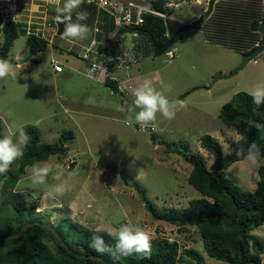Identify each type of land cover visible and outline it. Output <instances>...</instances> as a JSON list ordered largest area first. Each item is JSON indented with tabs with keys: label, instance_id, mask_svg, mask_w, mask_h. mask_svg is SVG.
I'll list each match as a JSON object with an SVG mask.
<instances>
[{
	"label": "rangeland",
	"instance_id": "1",
	"mask_svg": "<svg viewBox=\"0 0 264 264\" xmlns=\"http://www.w3.org/2000/svg\"><path fill=\"white\" fill-rule=\"evenodd\" d=\"M24 1L28 3L29 0ZM166 1L170 8L166 20L169 37L180 25L197 19L208 3V0ZM136 2L149 8L146 0ZM63 3L64 0H58V4L50 5L48 10L61 8ZM22 7L29 5L22 4ZM88 28L87 37L78 41H89L92 30L90 26ZM48 34H51L50 30ZM61 34L53 38L54 41L58 38V49L49 42L42 52L33 56L37 63L31 60L19 62L30 54L26 36L19 35L7 54L13 71L0 79L3 137L10 136L15 143L20 131L30 126L38 130L42 142L59 141L64 130H70L74 135L66 143L70 151L63 160L51 155L46 161L25 167L20 175L12 191L23 192L28 201L40 200L35 213L26 212L21 216L23 221L38 219L36 222H45L47 214L51 223L66 217L72 225L95 231L110 232L124 224L139 226L151 240L166 238L169 242H178L181 259L177 264H194V260L183 253L188 247L201 252L202 264H228L206 255L195 227L189 226L185 232H179L175 225L153 219L139 190L161 214L174 213L187 206L190 199L200 196L187 180L191 164L183 156L186 146L190 152L200 154L210 166L215 156L200 146L202 136H213L221 151L225 147L230 149L232 142L242 137L234 128L222 123L219 108L236 92L251 93L258 83H264V53L256 59L246 60L239 51L206 41L199 29L189 28L171 44L168 50L174 57L170 59L167 53L156 56L148 38L142 34L137 37L140 51L137 64L129 71H119L125 80H130L124 77L126 71L130 77H137L135 84L126 96H120L112 90V94L109 93L103 83L82 75L86 63L77 54L69 52L70 40L61 39ZM131 36L123 34L119 39L121 48L131 45ZM2 39L0 32V46ZM243 61L244 65L232 73ZM54 62L63 66L62 72L54 70ZM155 69L158 70L157 79ZM145 79L152 80L154 87L173 101L176 115L168 120L158 113L155 121L138 130L139 123L135 122L129 103L133 104V92ZM169 85L170 91L167 90ZM128 119L132 120L131 126L125 123ZM71 157L76 163L68 169L65 163ZM43 162L52 165V172L45 184L35 185L31 180V167ZM263 163L264 158L256 163L244 158L232 163L225 173L243 189L253 191L259 179L257 167ZM113 166L123 173L126 182L119 172L112 170ZM73 171L76 175L70 180L71 190L63 195L49 196L51 186L58 183L53 176L62 172L66 177ZM7 197L0 180V216L17 219L19 215L7 203ZM252 233L264 241V224ZM48 244L54 249L52 241Z\"/></svg>",
	"mask_w": 264,
	"mask_h": 264
},
{
	"label": "trees",
	"instance_id": "2",
	"mask_svg": "<svg viewBox=\"0 0 264 264\" xmlns=\"http://www.w3.org/2000/svg\"><path fill=\"white\" fill-rule=\"evenodd\" d=\"M146 2L149 9L170 14L168 1ZM77 11H86L88 13L86 21L92 24L95 7L86 6L83 2ZM50 12L53 13L52 19L56 18L58 32L62 33L64 24L57 20L60 14L57 10ZM142 16L143 22L137 26L140 35H145L151 46L165 43L169 36L166 28L168 18L164 19L153 12H143ZM73 20L75 21V15ZM25 25L22 20L4 23L0 29L3 38L0 59L8 60L7 54L13 41L19 35H25L31 54L30 60L38 62L33 56L42 52L49 40L34 34L27 35ZM188 25L187 29H199L206 41L239 51L249 59H256L264 53V0H208L207 7L197 19L190 24H182L172 29V35L177 32L173 42L182 37L183 31L180 29ZM119 31L122 34L130 32L127 28H121ZM97 36L100 38V34ZM104 84L115 88L111 81L105 80ZM218 116L223 124L234 128L242 137L232 142L231 155L225 156L219 142L213 136H202L200 146L215 156L210 166H207L200 154L190 152L186 146L183 156L191 164L187 180L199 192V197L190 199L187 206L174 210V213L161 214L155 211L144 192L139 190V193L153 219L175 225L179 232H185L189 226L195 227L208 257L228 264H264V241L252 233L255 228L264 224V163L257 167L259 179L253 191L243 189L225 173L232 163L245 158L246 150L252 143L258 145L261 158H264V127L258 129L253 126V122L264 125V105L257 107L250 93L238 91L221 105ZM24 131L30 139L27 146L22 149L23 157L15 161L6 174H0L3 192L8 196L7 203L19 215L17 219L0 216V236H9L7 239L0 238V264H177L181 256L178 255L179 246L176 241L169 242L166 238L151 240L150 258L135 255L114 259L113 255L97 252L90 247L92 237L98 235L114 249L115 240L109 236V232L89 230L78 224L72 225L66 217L62 221L51 223L46 214L44 218L47 221H40L54 229L58 234V240L52 230L36 222L38 219L29 220L33 223L18 236L13 237V234L27 222L23 221L21 216L26 212L35 213L40 206L39 198L28 201L23 192L12 191L20 175L25 171V167L34 162L46 161L51 155H57L58 159L62 157L63 160L70 151L66 143L74 138L70 130H64L59 141L42 142L34 126L27 127ZM2 137L0 118V139ZM239 149H244L245 152L238 154ZM75 163L76 160L71 157L65 164L71 169ZM112 170L119 172L124 182L127 181L117 167L113 166ZM49 241H52L54 249L48 244ZM60 241L66 243L72 252H68ZM183 253L193 259L194 264H202L203 256L199 250L188 247L184 248Z\"/></svg>",
	"mask_w": 264,
	"mask_h": 264
},
{
	"label": "clouds",
	"instance_id": "3",
	"mask_svg": "<svg viewBox=\"0 0 264 264\" xmlns=\"http://www.w3.org/2000/svg\"><path fill=\"white\" fill-rule=\"evenodd\" d=\"M132 1L137 3L136 0H132ZM38 2H40V1H38ZM83 2H84V0H64L63 7L55 9L60 14L57 16V20L60 23L64 24V30L61 34V39L74 40V39H85L87 37V35L89 33V28H88L87 24L81 23V22L86 21L88 19V13L86 11H77L78 9L81 8V5L83 4ZM54 4H58V1L53 3V4L47 5L45 8H48L50 5H54ZM85 5L91 6V5L86 4V3H85ZM41 9L43 10V7ZM146 9L149 10L147 12H153V13L163 17L164 19L168 18V15L165 13H160L158 11H154V10L149 9V8H146ZM23 12H26V10H23L22 13ZM74 12H75V21L73 20V13ZM95 15H96V11H95ZM95 15L93 18L92 27H93L94 20L96 17ZM47 16L52 18V15L51 16L47 15ZM26 18H27L26 16H21V19L23 22ZM1 23H2V20H1L0 24ZM0 27H2V26H0ZM52 27L55 29L58 28L57 24H54L50 27H45L46 37H43V38H46L49 40L47 32ZM184 30H187V29H184ZM92 32H93V29H92ZM116 33H114L113 35H111V33H109L108 36L111 38ZM118 33H120V32H118ZM103 36H102V42H103ZM120 38L121 37L118 35L115 42ZM168 38H169V36H168ZM87 44H85V45H87ZM111 45H109V46H111ZM109 46H107V47H109ZM101 47H102V44H101ZM169 48L170 47H168L163 52V54L167 53L168 58L171 59L174 57V55L170 50H168ZM135 51H136V53H138V59H139V57H140L139 39H138L137 46L135 47ZM80 53H81V50H80ZM80 53H79V57H80ZM138 59H137V61H138ZM58 64H60V63H58ZM136 64H137V62L133 66H135ZM133 66H129L127 68H130ZM13 67L14 66L8 60L0 59V79H4L7 76H9L13 71ZM122 69H126V68H122ZM62 70H63V67H62ZM115 70H118V69L112 70V73H111L112 76H113V72ZM85 73L88 77H90L87 74V66H86V72ZM91 78H93V77H91ZM93 79H96V78H93ZM96 80L102 81V82H105V80H108V81L113 82V84H115V82H116V81L110 80V79H105V80L96 79ZM125 81L128 84V80H125ZM109 89H110V91L111 90L113 91L114 88L112 89L109 87ZM167 90L168 91L171 90V85L168 86ZM128 92H129V90H128ZM128 92L126 94H117L115 92L114 93L117 95H120V96H126L128 94ZM133 95L135 97L133 104H134L135 109H137V111L135 112V122L139 123L138 125H144L146 128V125H148L150 122H153L156 120L158 113L168 120H172L175 118V115H176V112L174 110L175 105L169 101V99L167 98V96H165L163 94V92L158 91L154 87L152 80L145 79L143 81V83L140 84L134 90ZM250 95L252 96L253 103L257 107L264 105V83H258L255 86V88L251 91ZM123 110L124 109H121V111H123ZM125 123L128 126H131L132 120L128 119L125 121ZM253 126H255L258 129L264 127V125L256 124L255 122H253ZM29 139L30 138H29L28 134L23 130L20 131L19 137L15 143L13 142V139L8 135H5L2 139H0V174H6L9 170L10 166L15 161H17L18 159L23 157L24 153H23L22 149H23V147L27 146ZM222 152L225 156L231 155V151H230L229 147L223 148ZM244 152H245L244 149L238 150V154H243ZM260 158H261V151H260L258 145L256 143L250 144V146L246 150L245 160L248 162H251V163H256ZM51 172H52V165L49 164L48 162H43V163L33 165L31 167V170H30L32 183L35 185L45 184L47 182V178L49 177ZM75 175H76V173L74 171L66 177L63 175L62 172L55 174L53 176V179L55 181H57L58 183L51 186V192L48 193V195L51 196L52 194H55V195L59 196V195H63L67 191H70L71 190L70 180ZM108 234H109V236H111L115 240L114 249L109 247L105 243L102 236H98V235L92 237L90 247H92L93 250H95L97 252L109 253V254L113 255L114 259H120L121 257L128 258V257H133L135 255H142V256L150 258L151 239H150L149 234L146 231H144L141 227H139V226L131 227L127 224H124V225H121L118 229H114V230L110 231Z\"/></svg>",
	"mask_w": 264,
	"mask_h": 264
},
{
	"label": "built area",
	"instance_id": "4",
	"mask_svg": "<svg viewBox=\"0 0 264 264\" xmlns=\"http://www.w3.org/2000/svg\"><path fill=\"white\" fill-rule=\"evenodd\" d=\"M57 1L29 0L26 3L24 0H0V18L2 20L0 26L9 21L22 20L21 16H26L27 18L24 20L26 33L34 34L37 37H46L45 27L56 24V18L48 17L41 8ZM84 2L96 9V17L92 27L94 37L87 45L82 46L81 52L83 53H80V58L86 63L87 74L96 79L116 81L113 91L117 94H126L130 85L125 80H118L111 73L114 69L127 68L137 62L138 53H136L135 47L138 43L137 37L140 36L137 26L143 22V12L149 10L132 0H84ZM22 4H27L29 7L23 8ZM23 10L28 11V13L23 14ZM121 28L130 30L131 45L127 47L123 45L121 48V42L118 39L111 46L100 49L102 48L103 34L111 32L113 35L120 32ZM97 34H100V38L97 37ZM119 36L123 37V34L120 32ZM53 67L57 72L62 70L61 65L57 62L53 63ZM144 128V125H139L137 129Z\"/></svg>",
	"mask_w": 264,
	"mask_h": 264
},
{
	"label": "water",
	"instance_id": "5",
	"mask_svg": "<svg viewBox=\"0 0 264 264\" xmlns=\"http://www.w3.org/2000/svg\"><path fill=\"white\" fill-rule=\"evenodd\" d=\"M189 27L188 26H185L183 28H181L180 30L183 31L184 29H187ZM177 34V32H175L172 36H170L165 43L161 44V45H154L153 48H154V54L156 56H159L161 54H163V52L171 46L172 42H173V39L175 37V35ZM119 33L117 32L113 37H109L107 33L104 34L103 36V42H102V47H107L109 45H111L112 43L115 42V40L117 39ZM244 58L246 60H248L249 58L247 56H244ZM31 59V54H29L27 57L23 58V59H20L19 62L22 63V62H26V61H29ZM244 65V61L238 66L236 67L232 73H234L235 71L239 70L242 66ZM220 76V74H217V77ZM176 101V100H175ZM170 102H173V101H170ZM132 110L134 111V114L135 112L137 111L134 107L133 104L129 103ZM33 222H27L25 223L16 233L13 234V237H16L18 236L26 227L30 226ZM39 224H41L43 227L45 228H48L50 230H52L54 233H55V236L57 237V240L59 239L58 237V234L54 231V229L49 226L48 224L46 223H42V222H38ZM1 239H7L9 238V236H0ZM60 244L66 248L68 250V252H72L71 249L66 245V243H64L63 241H60ZM76 254V253H74ZM77 256H82L80 254H76ZM91 257H95V256H91Z\"/></svg>",
	"mask_w": 264,
	"mask_h": 264
},
{
	"label": "crops",
	"instance_id": "6",
	"mask_svg": "<svg viewBox=\"0 0 264 264\" xmlns=\"http://www.w3.org/2000/svg\"><path fill=\"white\" fill-rule=\"evenodd\" d=\"M43 11L45 12V14L46 15H48V14H50V16L51 15H53V13L52 12H50L49 10H48V8H43ZM49 12V13H48ZM87 22V23H86ZM81 23H85V24H87V26L89 27H91V30H92V24L90 23V22H88V21H82ZM50 31H51V34H48V37H49V41L50 42H52V44H53V46L55 47V48H57L58 49V38L56 39V41H54V37H55V35H57L58 34V30H57V28L55 29V28H51L50 29ZM94 37V34H93V32H92V35L90 36V38H89V41L92 39ZM88 41V42H89ZM55 42V43H54ZM87 42V43H88ZM87 43H85L84 41H78V39L77 40H75V41H72V40H70L69 41V44H70V47L69 48H71L70 49V51L69 52H71V53H75V54H77V57H79V53H80V50H81V47L82 46H84L85 44H87ZM70 69H72L74 72H76V73H80L81 74V72H79L76 68H74V67H72L71 65H67ZM63 67V66H62ZM134 67V66H133ZM131 69V67L130 68H126L125 70H130ZM121 69H118V70H115L114 72H113V76L114 77H116L117 79H119V80H124L123 79V77H121L120 75H119V71H120ZM63 71V70H62ZM61 71V72H62ZM157 69H155L153 72H156L155 73V77H156V79L158 78V75H157ZM86 71H84V72H82V75H84V76H86L87 77V75H86V73H85ZM58 73V72H57ZM118 74V75H117ZM124 77H129L130 78V80L129 79H126V80H128V85H130V89H129V91L132 89V87H133V85L135 84V79L137 78H135L134 76H132V77H130L129 76V73L126 71V73H125V76ZM88 78V77H87ZM89 79H92L93 81H96V82H98V83H103L104 84V82H102V81H98V80H96V79H93V78H89ZM133 84V85H132ZM105 85V84H104ZM105 89L106 90H108L109 91V93H111L112 94V92L110 91V89H109V87H107L106 85H105ZM129 93V92H128ZM115 95H117V94H115ZM178 102V101H177ZM172 103V102H171Z\"/></svg>",
	"mask_w": 264,
	"mask_h": 264
}]
</instances>
